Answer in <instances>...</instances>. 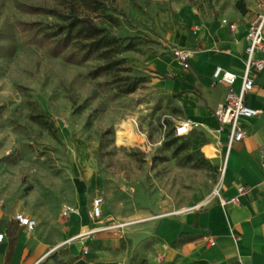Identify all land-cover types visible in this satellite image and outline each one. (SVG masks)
<instances>
[{
    "label": "rangeland",
    "instance_id": "rangeland-1",
    "mask_svg": "<svg viewBox=\"0 0 264 264\" xmlns=\"http://www.w3.org/2000/svg\"><path fill=\"white\" fill-rule=\"evenodd\" d=\"M60 1L66 7L74 2L0 0V211H25L35 220L28 236L43 246L39 264L69 248L85 264H157L149 225L212 202L222 155L212 127L191 122L186 136L173 134L186 119L179 98L157 86L163 76L145 65L148 55L165 49L156 17L188 4L237 8L256 18L264 0H101L116 19L106 26L108 34L121 39L120 48L129 40L133 46L120 50L116 58L123 61L113 72L97 76L92 71L101 61L69 60L71 50L36 43L22 32L23 23H36L32 31L55 29L57 19L29 9ZM132 78L136 89L123 94ZM96 197L102 205L94 220ZM65 204L74 208L69 217L61 215ZM72 215L91 226L80 233L104 231L69 237ZM98 244L105 245L101 251L94 250Z\"/></svg>",
    "mask_w": 264,
    "mask_h": 264
},
{
    "label": "crops",
    "instance_id": "crops-1",
    "mask_svg": "<svg viewBox=\"0 0 264 264\" xmlns=\"http://www.w3.org/2000/svg\"><path fill=\"white\" fill-rule=\"evenodd\" d=\"M222 19L235 25L229 30ZM254 17L237 8L214 6L199 10L188 4H175L156 17L165 46L158 54H150L145 65L163 77L154 82L179 98L184 117L205 128L212 127L220 141V188L209 204L185 209L152 221L157 264L183 261L191 264H264V71L249 72L253 87L245 96V104L260 113L240 119L244 137L226 150V131L217 133L213 115L227 91L224 83H215L216 67L231 71L237 78L232 85L238 91L244 68L245 35ZM173 48L189 50L190 66L182 69L171 56ZM243 188L241 193L238 189ZM17 213V212H15ZM28 216L25 211L22 212ZM79 213V212H78ZM91 227L82 215L71 216L69 237L82 228ZM0 264H39L44 255L42 245L32 242L28 232L14 220V214L0 211ZM209 241H212L211 245ZM98 244L94 250L101 251ZM55 261L59 262L56 263ZM72 249L47 264H85Z\"/></svg>",
    "mask_w": 264,
    "mask_h": 264
},
{
    "label": "built area",
    "instance_id": "built-area-1",
    "mask_svg": "<svg viewBox=\"0 0 264 264\" xmlns=\"http://www.w3.org/2000/svg\"><path fill=\"white\" fill-rule=\"evenodd\" d=\"M221 23L225 25L229 30H233L235 25L226 19H222ZM245 39L247 45L244 49V68L242 73V80L240 88L236 92L232 89L237 76L235 73L227 70H222L216 67L212 73V80L215 83H224L227 85V91L224 96V100L220 103L213 112L216 118L218 129L217 133L225 130L227 135L226 150L228 151L234 142H239L244 137L243 130L239 127L238 121L240 119L251 118L257 116L260 111L248 107L245 104V96L249 93L253 87V79L249 76L250 71L260 73L264 71V13L258 15L248 26ZM172 57L180 65L182 69H187L190 66V58L192 53L189 50L181 48H173L171 50ZM192 128L190 120H182L178 122L173 129V134L176 137L186 136ZM216 144L220 145L221 141L217 137ZM261 168L264 172V160L261 162ZM223 168H221V172ZM264 184V179H263ZM243 188L238 189L241 193ZM102 199L96 197L91 203L90 218L98 219L101 215ZM74 213V208L70 205H63L61 208V215L69 217ZM14 220L17 224L24 228L26 232H31L36 227V222L29 216L24 215L21 212L14 214ZM105 228V227H104ZM103 227L91 229L85 233H81L77 238H88L89 235L96 233V230L104 231ZM3 238V233H0V241ZM212 245L213 242L209 241ZM88 249L83 248L82 254H88ZM37 264V263H36Z\"/></svg>",
    "mask_w": 264,
    "mask_h": 264
},
{
    "label": "trees",
    "instance_id": "trees-1",
    "mask_svg": "<svg viewBox=\"0 0 264 264\" xmlns=\"http://www.w3.org/2000/svg\"><path fill=\"white\" fill-rule=\"evenodd\" d=\"M60 2L61 5L58 7L29 9L32 13L50 15L57 19L60 23H57L55 29L43 31L37 28L32 31L30 26L36 23H23L22 32H27L29 39L36 43L53 42L60 51L71 50L69 60L84 62L93 58L101 61V64L92 71L94 76L113 72L123 61L116 58L120 50L131 49L133 44L129 40L120 48L121 39L108 34L106 26L116 25V19L106 12L108 9L106 5L101 0H74L70 7ZM137 83V80L132 78L121 92L123 94L133 92ZM50 127L53 128V125L51 124ZM175 138L181 137L175 136Z\"/></svg>",
    "mask_w": 264,
    "mask_h": 264
},
{
    "label": "bare ground",
    "instance_id": "bare-ground-1",
    "mask_svg": "<svg viewBox=\"0 0 264 264\" xmlns=\"http://www.w3.org/2000/svg\"><path fill=\"white\" fill-rule=\"evenodd\" d=\"M126 132H129V130H128V131H126Z\"/></svg>",
    "mask_w": 264,
    "mask_h": 264
}]
</instances>
